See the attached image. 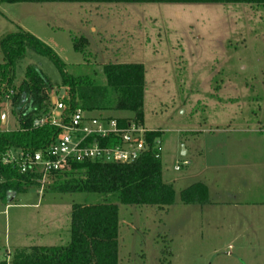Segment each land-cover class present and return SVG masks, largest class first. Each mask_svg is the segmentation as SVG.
<instances>
[{"label": "rangeland", "instance_id": "1", "mask_svg": "<svg viewBox=\"0 0 264 264\" xmlns=\"http://www.w3.org/2000/svg\"><path fill=\"white\" fill-rule=\"evenodd\" d=\"M18 26L58 60L29 52L16 68V93L31 66L53 85L51 97L60 100L70 98L64 76H86L93 85L106 86L108 64L145 69L144 125L162 131V177L174 184L175 204L159 211L124 206L111 196L119 208L121 264H264V7L10 5L0 0V64L1 42L21 30ZM83 39L85 54L74 47ZM4 109L2 129L16 131L9 101ZM87 114L131 118L120 112ZM252 129L258 131L252 139L236 133ZM187 143L203 154L179 156L189 165L174 172ZM238 148L245 151L240 154ZM236 158L242 163L234 164ZM190 173L189 183L206 184L208 194L187 205L180 192L187 188L182 178ZM103 198L32 185L12 205L0 203V262L10 264L19 249L68 246L73 205Z\"/></svg>", "mask_w": 264, "mask_h": 264}, {"label": "trees", "instance_id": "2", "mask_svg": "<svg viewBox=\"0 0 264 264\" xmlns=\"http://www.w3.org/2000/svg\"><path fill=\"white\" fill-rule=\"evenodd\" d=\"M4 4H127V5H249L264 7V0H1ZM83 40L74 44L85 54ZM3 63L0 64V203L8 206L28 187L41 185L40 173L22 174L17 166L6 163L14 154L22 156L44 152L56 140L59 130L46 125L54 110L51 102L53 85L34 66L26 70L25 80L16 93V68L29 52L58 60L54 52L35 36L19 30L1 42ZM106 86H96L86 76H64L63 86L69 92V107L86 113L120 112L131 115L119 118L121 127L144 123L145 69L139 64H108L104 68ZM13 91V95H10ZM10 102L17 121L16 131L2 129L4 104ZM162 132L146 135L149 151L133 164H104L93 161H71L69 167L49 175L45 185L58 194H99L96 204H74L71 219V243L66 247H32L16 250L10 264H121L119 260V208L111 202L117 195L124 206L156 207L168 211L175 204L172 184L163 180L162 158H156V142ZM207 189L195 185L181 193L184 204L204 201ZM167 253V251H165ZM170 255V253H167ZM0 264H7L0 262Z\"/></svg>", "mask_w": 264, "mask_h": 264}, {"label": "built area", "instance_id": "3", "mask_svg": "<svg viewBox=\"0 0 264 264\" xmlns=\"http://www.w3.org/2000/svg\"><path fill=\"white\" fill-rule=\"evenodd\" d=\"M55 94V91L52 92ZM13 91H10V95ZM69 100L51 97L54 112L51 120L41 119L36 127L46 125L59 130L55 142L44 152L22 156L20 160L11 154L6 163L17 166L22 174L40 173V183L45 185L49 175L61 172L69 167L71 161H93L104 164H133L150 149L146 135L151 132L134 122L121 127L117 118L90 117L82 109L72 110ZM56 110L63 111L60 116ZM66 113H68L66 115ZM156 158H162V142H156ZM175 171L179 172L189 165L187 161L179 160Z\"/></svg>", "mask_w": 264, "mask_h": 264}, {"label": "crops", "instance_id": "4", "mask_svg": "<svg viewBox=\"0 0 264 264\" xmlns=\"http://www.w3.org/2000/svg\"><path fill=\"white\" fill-rule=\"evenodd\" d=\"M15 5H17V4H15ZM19 27V29H21V30H23V31H25V32H27V33H29L27 30H24V28H21L20 26H18ZM30 34V33H29ZM37 38V37H36ZM123 118V117H122ZM6 124H7V116H6ZM143 127H145V125H144V123H143ZM146 129H148L147 127H145ZM148 130H150V131H160V130H152V129H148ZM162 132V131H161ZM230 132H233V131H230ZM234 132H236V131H234ZM263 132V131H262ZM191 133H196V132H194V131H192ZM236 133H240V136H241V134L243 133V134H245V137H247V134L249 135L250 134V138L252 139L253 138V135L254 134H256V133H258V131L257 130H248V131H242V130H240V132H236ZM179 134H182V133H179ZM180 139H181V137H179ZM183 147H185V149H186V155H185V157H186V159L189 157V156H191L192 158H194L193 156L195 155V154H199L200 152L203 154V150H201V149H196V147H193V144L191 143V145H188V143L187 144H185V146H183ZM238 149H240V154L243 152V151H245V149L244 148H238ZM242 149V150H241ZM253 149V147L251 148V150ZM257 149V147L254 149V150H256ZM254 150H252V152H254ZM236 153L239 155V151L237 152L236 151ZM179 156H181V155H177V158H176V161H178L180 158H179ZM234 164H239V163H242V161L240 160V159H238V158H236V159H234V161L233 160H231ZM202 167H204L203 165H202ZM173 170H174V172H176L175 171V166H174V168H173ZM182 170V169H181ZM180 172V171H179ZM192 177H194V175H193V173L191 174H186L185 175V177H183L182 178V181L183 180H185V182H186V185H187V188H185L184 190H182L181 192H180V195H181V193L183 192V191H185V190H188V189H190L191 187H193V186H195V184L196 185H203V186H205L206 188H207V190H208V187H207V185L206 184H204V183H202V182H197V183H193V184H190L189 182L192 180ZM165 181V180H164ZM178 181H180V180H177V182ZM166 182V181H165ZM188 182V183H187ZM169 184H172V183H169ZM173 185V188H174V184H172ZM174 191H175V188H174ZM209 192V191H208ZM175 193H176V191H175ZM12 205V204H11ZM8 206H10V205H8ZM7 206V207H8Z\"/></svg>", "mask_w": 264, "mask_h": 264}, {"label": "water", "instance_id": "5", "mask_svg": "<svg viewBox=\"0 0 264 264\" xmlns=\"http://www.w3.org/2000/svg\"><path fill=\"white\" fill-rule=\"evenodd\" d=\"M2 124L3 125L6 124V114L2 116ZM185 155H186V149L185 147H182L181 157H185Z\"/></svg>", "mask_w": 264, "mask_h": 264}]
</instances>
